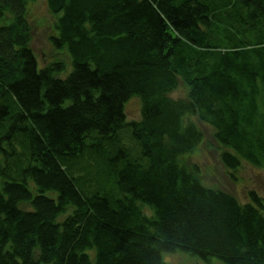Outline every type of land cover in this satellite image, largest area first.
Returning <instances> with one entry per match:
<instances>
[{
	"label": "trees",
	"instance_id": "trees-1",
	"mask_svg": "<svg viewBox=\"0 0 264 264\" xmlns=\"http://www.w3.org/2000/svg\"><path fill=\"white\" fill-rule=\"evenodd\" d=\"M31 1L0 0V264H264L260 197L190 160L202 124L232 180L264 166V0H45L63 77Z\"/></svg>",
	"mask_w": 264,
	"mask_h": 264
},
{
	"label": "rangeland",
	"instance_id": "rangeland-1",
	"mask_svg": "<svg viewBox=\"0 0 264 264\" xmlns=\"http://www.w3.org/2000/svg\"><path fill=\"white\" fill-rule=\"evenodd\" d=\"M27 18L31 28V46L39 66L49 62L52 59L65 60V68L59 73V76H65L71 68L70 61L62 51L54 50L49 43V36L53 33V24L55 16L49 13L45 0H34L27 5ZM69 62V64H68ZM183 89L179 87L170 95L173 98L182 97ZM124 112L128 120L138 119L139 101L136 98L129 99L124 105ZM203 132V142L195 154L192 155L191 161L200 166L201 181L204 185L221 189L232 195L236 201L243 204L247 201V191L254 190L264 205V166L253 168L247 164H242L236 172V180H232L225 169L218 161L216 147L211 136V129L205 125L199 124ZM172 254L163 260L166 263L180 264H219L214 258L210 262H203L190 257L188 254ZM173 261V262H171Z\"/></svg>",
	"mask_w": 264,
	"mask_h": 264
}]
</instances>
